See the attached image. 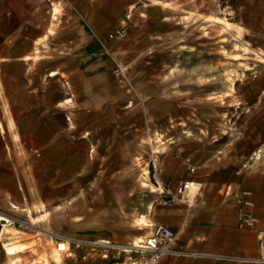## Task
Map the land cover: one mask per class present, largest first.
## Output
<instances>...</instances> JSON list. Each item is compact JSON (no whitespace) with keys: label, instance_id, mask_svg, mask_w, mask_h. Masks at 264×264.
<instances>
[{"label":"rangeland","instance_id":"rangeland-1","mask_svg":"<svg viewBox=\"0 0 264 264\" xmlns=\"http://www.w3.org/2000/svg\"><path fill=\"white\" fill-rule=\"evenodd\" d=\"M142 1L159 5L143 7L147 16L130 12L128 32L142 39L121 60L120 107L107 108L102 120L73 122L74 131L91 130L92 142L69 137L59 118L49 150L8 154L16 166L24 163L23 204L0 208L10 218L0 221V233L3 225L7 231L2 248L5 254L8 242L24 248L7 254V264L17 255L18 264H73L61 254L56 259L55 237L140 240L153 223L169 225L178 209L192 208L158 204L161 187L189 178L190 165H203L195 176L205 183L212 169L239 171L264 145V0H237L235 8L217 0ZM212 16L236 27L225 29ZM151 38L153 48L141 51ZM227 75L233 88L223 86ZM113 114L120 119H108Z\"/></svg>","mask_w":264,"mask_h":264},{"label":"crops","instance_id":"crops-1","mask_svg":"<svg viewBox=\"0 0 264 264\" xmlns=\"http://www.w3.org/2000/svg\"><path fill=\"white\" fill-rule=\"evenodd\" d=\"M155 5L159 3L142 0H0L1 209L10 201L23 204L20 188L24 163L19 159L16 166L8 154L49 150L51 137L59 135L52 123L59 118L65 123L64 132L71 129L69 137L92 142L91 130L74 131L73 122L102 120L107 108L114 111L120 107L115 89L120 88L117 73L121 60L140 47L142 38L131 32L117 42L107 37L127 27L131 11L140 10L147 16L143 7ZM161 10V22L169 20L166 7ZM154 43L151 38V46L140 50H151ZM230 76L223 86L231 87ZM120 117L113 114L108 119L114 122ZM69 123L72 128H67ZM10 137L17 139L11 142ZM26 138L35 144L26 145ZM74 143L72 140L66 145ZM245 163L239 171H209L208 183L203 182L194 207L178 209L176 221L168 222L176 230V248L183 254L166 256L159 264H264V259L257 261L264 258L258 237L264 230V170L244 168ZM242 190L252 194L253 205L247 210L258 218L254 229L237 226L239 210L234 194ZM143 221L148 220L143 217ZM5 226L0 233V264L8 263L2 248ZM86 264H105V260L90 256Z\"/></svg>","mask_w":264,"mask_h":264},{"label":"built area","instance_id":"built-area-1","mask_svg":"<svg viewBox=\"0 0 264 264\" xmlns=\"http://www.w3.org/2000/svg\"><path fill=\"white\" fill-rule=\"evenodd\" d=\"M128 28L116 29L108 35V40L119 41L128 36ZM264 166V145L259 147L244 164V168L261 170ZM189 178L180 180L174 185L161 187L162 192L158 204L173 206L184 203L189 208L197 203L203 190L204 183L196 178L197 167H188ZM192 194L193 199H192ZM248 190L238 191L234 194L238 204L237 226L241 229H254L258 218L252 215L247 208L253 205ZM149 234L140 240L121 244L105 239L55 237L53 239L56 250L75 264H86L88 257L99 256L105 264H159L166 256L183 254L176 248L177 233L167 224H152ZM259 248L264 249V230L258 233ZM261 258L257 261H262Z\"/></svg>","mask_w":264,"mask_h":264},{"label":"bare ground","instance_id":"bare-ground-1","mask_svg":"<svg viewBox=\"0 0 264 264\" xmlns=\"http://www.w3.org/2000/svg\"><path fill=\"white\" fill-rule=\"evenodd\" d=\"M211 19L214 21V22H225L224 23V27H225V29H228V30H230V29H232V28H234L235 27V24L234 23H232V22H229V21H224V19H222V18H220V17H211ZM241 30V28H239V31ZM241 47H243V48H247V49H249L247 46H244V45H241ZM259 54H262L261 52H258ZM263 55H264V53H263ZM263 60H264V57H261ZM235 74H237V72H235ZM229 81L231 82V87H233V84H234V78L232 77V76H230L229 78ZM14 207H17V206H14ZM0 221H4V222H10V218H8L7 216H5V215H2V214H0ZM143 224H145L146 226H149V223H148V221H143L142 222ZM3 233H2V235L5 233V232H7L6 231V228H4V230L2 231ZM1 235V236H2ZM3 236H5V235H3ZM5 246H6V253L7 254H11V255H13V254H16V253H18L21 249H23L24 248V246L23 245H20V244H17V243H7V244H5ZM56 259L59 261V262H61V255H60V253L58 252V251H56ZM17 261L18 260H15V261H13V264H18L17 263ZM49 264V263H48Z\"/></svg>","mask_w":264,"mask_h":264},{"label":"trees","instance_id":"trees-1","mask_svg":"<svg viewBox=\"0 0 264 264\" xmlns=\"http://www.w3.org/2000/svg\"><path fill=\"white\" fill-rule=\"evenodd\" d=\"M218 2H220L222 4L223 7H231V8H235L236 2L237 0H217Z\"/></svg>","mask_w":264,"mask_h":264}]
</instances>
